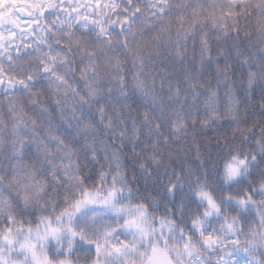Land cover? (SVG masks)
Wrapping results in <instances>:
<instances>
[{"label": "snow or ice", "instance_id": "snow-or-ice-1", "mask_svg": "<svg viewBox=\"0 0 264 264\" xmlns=\"http://www.w3.org/2000/svg\"><path fill=\"white\" fill-rule=\"evenodd\" d=\"M245 3L0 0V90L8 113L7 120L0 114V264H208L213 253L215 264H228L226 257L235 256L229 245L240 247L236 228L249 219V207L257 206L256 193L258 188L264 191V179L255 186L241 181L223 188L198 181L188 188L184 169L163 155L159 140H169L162 131L163 114L177 115L174 131L187 128L189 119L193 125L208 121L158 105L155 85L166 86L169 99L183 95L179 82L157 79L168 73V57L177 63L189 57L201 63L216 59V74L228 79L234 69L225 48L249 35L239 27L240 17L248 14ZM117 46L136 66L131 74L135 93L129 89L126 61L113 54ZM240 59L247 63L246 57ZM109 73L122 105L112 103L111 81L107 88L97 87ZM70 75L82 82L83 90ZM248 77L251 84L255 73L249 70ZM185 81L193 94L205 87L190 76ZM46 91L56 105L60 97L68 103L69 94L80 105L79 112L73 108L74 119L82 118L75 135L71 122L63 118L61 130L50 127L43 135L36 131L37 110L49 111L43 102ZM105 94L107 101L97 99ZM140 96L151 98L157 111L143 107ZM206 103L215 108V89H209ZM129 105L135 116L125 117L122 108ZM127 118L133 121L134 139L141 133L137 118L148 126V135L156 134L151 145L145 141L129 148L123 139L118 141L117 135L123 138L129 132L127 127L113 132L111 155L94 139L79 142L80 133L97 121L115 129ZM149 147L146 162L143 149ZM121 151L131 175L121 168ZM172 155L169 151L168 157ZM248 159L233 155L224 164L225 178L239 175ZM250 159L257 160L255 153ZM226 208L238 212L239 220L229 218ZM221 215L231 239L215 231L214 218ZM255 218L264 226L259 207ZM232 264H237L235 259Z\"/></svg>", "mask_w": 264, "mask_h": 264}, {"label": "clouds", "instance_id": "clouds-1", "mask_svg": "<svg viewBox=\"0 0 264 264\" xmlns=\"http://www.w3.org/2000/svg\"><path fill=\"white\" fill-rule=\"evenodd\" d=\"M243 7L248 14L240 17L239 27L241 32H247L249 35L237 40L234 45L230 42L229 46L225 48V55L230 57L234 69L229 73L228 79H223L216 74V59H205L201 63L191 57L179 63L173 57H168L166 61L169 65L168 73L157 77L158 80H171L173 83L179 82L183 86L182 96L169 99L167 87L157 83L155 85L156 94L161 98L157 102L158 105L175 107L177 112H182L186 118L195 116L197 121L200 119L208 121L206 125H200L199 122L193 125L189 119L187 128L174 131L172 122L177 119V115L167 112L163 114L164 127L162 131L169 137L167 144H164L162 138L159 140L163 148V155L170 159L175 167L184 169L186 180L190 181L187 183L188 188L195 186L198 181L205 186L223 188L236 185L241 181L255 186L264 179V163H261L264 160V151L261 150V146H264V107L261 106L264 103V95L261 94V89H264V0H247ZM236 49H239V53ZM113 54L120 55L126 61L124 67L128 72L129 89L131 93H135L131 74L136 71V66L118 46L114 49ZM241 56L247 58L246 64H241ZM146 67H148L147 63ZM249 70L255 73V78L251 84L248 77ZM186 76H190L192 80L203 82L205 87L197 89L198 94H193L190 89H187ZM69 78L78 88L83 90L82 82L76 80L73 75H70ZM110 81L113 88L112 103L122 105L124 101L119 97L117 82L112 80L111 73L101 80L97 87L107 88ZM209 89L216 90L217 104L214 109L206 103ZM137 95L139 96L138 93ZM2 97L3 92L0 90V114L7 120V104L6 101L2 100ZM60 99L61 104L56 105L49 93L45 92L43 102L48 105L49 111L40 113L37 110L40 127L36 131L42 135L50 127L54 131L61 130L63 119L71 122L73 135L79 130L82 118L74 119L73 108L79 112L81 111L80 105L71 101L70 94L67 98L68 103L65 102L66 98L60 97ZM97 99L107 101L108 97L105 94L102 97H97ZM140 101L143 107L150 108L154 112L157 111V108L152 107L151 98L140 96ZM25 102L27 101L25 100ZM132 109V105H129L128 109L122 108L125 117L135 116ZM113 115L114 120L119 119L115 117V114ZM253 124L255 126L250 128L249 126ZM137 126L140 127L141 133L138 139H134L130 131L133 127L131 118H127L124 124H118L115 129H105L97 121L87 132H81L78 139L81 144L85 138L94 139L98 146H106L109 155H111V151L114 149L109 140L113 132L118 133L127 127L129 132L123 138L117 135L118 141L123 139L129 148L134 145H142L145 141L151 145L153 139L157 138L156 134L148 135V126L140 122L138 118ZM174 137H178V139H174ZM7 139L6 133L4 136L5 143L2 145L5 151L7 150ZM150 151V147L143 149L146 162H148L147 154ZM169 151L173 153L170 158L168 157ZM253 153L257 156L256 161L250 159ZM233 155H238L241 158L248 157V163L241 167L239 175L232 179H226L224 164ZM119 159L122 170L131 175L129 162L122 151L119 153ZM133 186H135L134 182ZM256 196V207H259L261 214H264V204L260 203L261 200H264V191L258 188ZM217 199L222 200V197L217 194ZM256 207H249L246 213L249 216L247 222L239 221L236 235L239 237L240 247L237 249L235 246L229 245V249L235 253V256L226 257L228 264H232L233 259L236 260L237 264H264V226L255 218ZM225 212L229 218L237 216L239 220L238 212H230L227 208ZM214 219L216 233L224 239H231L232 235L228 234L227 229L223 227L224 215ZM250 241L251 243H249ZM215 258V253L209 254L207 257L208 264H215Z\"/></svg>", "mask_w": 264, "mask_h": 264}, {"label": "rangeland", "instance_id": "rangeland-1", "mask_svg": "<svg viewBox=\"0 0 264 264\" xmlns=\"http://www.w3.org/2000/svg\"><path fill=\"white\" fill-rule=\"evenodd\" d=\"M22 20L26 21V20H27V18H26V17H25V18H22Z\"/></svg>", "mask_w": 264, "mask_h": 264}]
</instances>
